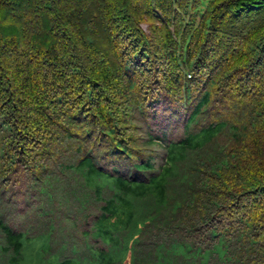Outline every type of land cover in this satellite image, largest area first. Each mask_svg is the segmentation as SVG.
<instances>
[{
  "label": "trees",
  "instance_id": "obj_1",
  "mask_svg": "<svg viewBox=\"0 0 264 264\" xmlns=\"http://www.w3.org/2000/svg\"><path fill=\"white\" fill-rule=\"evenodd\" d=\"M0 264H264V0H0Z\"/></svg>",
  "mask_w": 264,
  "mask_h": 264
},
{
  "label": "rangeland",
  "instance_id": "obj_2",
  "mask_svg": "<svg viewBox=\"0 0 264 264\" xmlns=\"http://www.w3.org/2000/svg\"><path fill=\"white\" fill-rule=\"evenodd\" d=\"M146 27V25H144Z\"/></svg>",
  "mask_w": 264,
  "mask_h": 264
}]
</instances>
